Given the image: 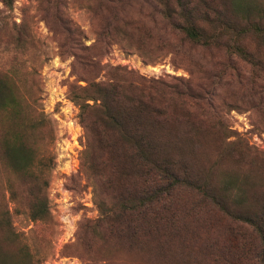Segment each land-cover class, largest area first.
<instances>
[{
  "label": "trees",
  "instance_id": "obj_1",
  "mask_svg": "<svg viewBox=\"0 0 264 264\" xmlns=\"http://www.w3.org/2000/svg\"><path fill=\"white\" fill-rule=\"evenodd\" d=\"M99 2L105 5L97 39L72 53L76 85L67 94L79 110V166L97 211L95 220L80 224L78 244L87 257L103 245L139 251L158 264L187 254L199 256L200 264H264V192L249 196L228 177L214 181L212 168L204 171L193 159L206 153L221 158L228 147L229 131L215 103L225 82L264 96V21L250 16L244 0ZM13 3L0 0V30L10 28ZM61 3L47 0V23L73 46L77 32ZM15 37L0 54L11 45L28 52L21 33ZM116 39L145 62L171 52L198 71L189 70L188 80L154 79L102 65ZM42 91L40 82L30 87L11 68L0 72V165L9 199L34 222L50 218L46 191L55 166L52 122L38 105ZM0 230L7 241L18 239L7 210ZM87 257L83 264L109 262ZM0 264L14 263L0 251Z\"/></svg>",
  "mask_w": 264,
  "mask_h": 264
},
{
  "label": "rangeland",
  "instance_id": "obj_2",
  "mask_svg": "<svg viewBox=\"0 0 264 264\" xmlns=\"http://www.w3.org/2000/svg\"><path fill=\"white\" fill-rule=\"evenodd\" d=\"M244 3L252 18L264 21V0H244ZM104 5L99 0H62L61 14L77 32V43L73 46L64 37L54 34L50 23H47L48 19L52 21L51 13H45L47 0H14L8 20L10 28L0 30L1 51H4V43L15 42L17 32L21 33L28 50L22 54L20 49L13 50L12 45L7 46L9 51L0 54V72L11 68L17 79L22 82L26 79L28 86L41 83L43 91L38 105L52 122L54 134L50 151L55 157V166L48 178L46 191L50 209L47 221L34 222L25 207L14 205L6 187L8 174L0 165V218L7 210L12 231L18 235L16 241L10 242L5 239L6 233L0 230V251L7 254L14 264H83L87 257L76 236L80 224L85 220H95L97 211L91 187L79 166L80 153L84 148L79 110L67 94L68 88L76 85L72 70H76V63L72 53L78 54L80 49L95 43L103 21ZM129 18L137 19L136 15ZM111 43L109 54L101 60L102 65L126 67L154 79L174 77L188 80L189 70L198 71L194 63L171 52L164 56L162 53L155 62L148 63L140 54L126 51L117 39ZM260 51V59L264 62V48ZM192 61L200 62L198 57H193ZM101 80L102 76L97 79ZM77 84L85 85L84 82ZM215 103L229 131L228 147L219 152H222L221 158L218 153H206L197 158L193 156L194 161L204 171L212 168L214 181L228 177L234 186L242 188L249 196L252 192L263 193L264 96H252L249 89L227 81L218 89ZM35 107L39 109V106ZM102 246L94 248L95 253L87 258L104 256L109 264H158L136 250ZM199 260L197 255H173L164 264H200Z\"/></svg>",
  "mask_w": 264,
  "mask_h": 264
}]
</instances>
